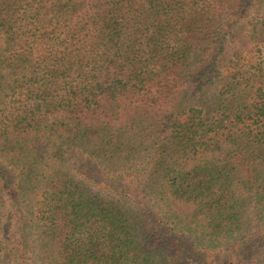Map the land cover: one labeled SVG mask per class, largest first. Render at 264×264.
<instances>
[{
	"label": "trees",
	"instance_id": "trees-1",
	"mask_svg": "<svg viewBox=\"0 0 264 264\" xmlns=\"http://www.w3.org/2000/svg\"><path fill=\"white\" fill-rule=\"evenodd\" d=\"M258 4L0 0V264H264Z\"/></svg>",
	"mask_w": 264,
	"mask_h": 264
},
{
	"label": "rangeland",
	"instance_id": "rangeland-1",
	"mask_svg": "<svg viewBox=\"0 0 264 264\" xmlns=\"http://www.w3.org/2000/svg\"><path fill=\"white\" fill-rule=\"evenodd\" d=\"M264 10V5H259L256 11L242 22L244 27H235L228 35L224 50L220 54L219 59L222 60L221 65L235 66L236 68L242 67L244 71H253L258 66L259 60L264 58V47L262 48L260 36L253 34L251 30V21L254 17L258 16L261 10ZM248 18V19H247ZM239 25V24H238ZM221 68V66H220ZM217 94V90H204L203 92H196L192 97L194 105L205 107L212 102V96Z\"/></svg>",
	"mask_w": 264,
	"mask_h": 264
}]
</instances>
